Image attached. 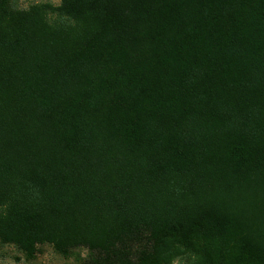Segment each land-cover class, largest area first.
<instances>
[{"label": "trees", "instance_id": "obj_1", "mask_svg": "<svg viewBox=\"0 0 264 264\" xmlns=\"http://www.w3.org/2000/svg\"><path fill=\"white\" fill-rule=\"evenodd\" d=\"M0 243L264 264V0H0Z\"/></svg>", "mask_w": 264, "mask_h": 264}, {"label": "rangeland", "instance_id": "obj_2", "mask_svg": "<svg viewBox=\"0 0 264 264\" xmlns=\"http://www.w3.org/2000/svg\"><path fill=\"white\" fill-rule=\"evenodd\" d=\"M51 2L58 4L59 0H14L19 7H27L32 3ZM84 248H75L72 253L65 257L53 250L48 244H43L38 247V252L31 259L25 258L24 254L11 244L0 243V264H76L75 257L85 256ZM173 264H177L174 262Z\"/></svg>", "mask_w": 264, "mask_h": 264}]
</instances>
